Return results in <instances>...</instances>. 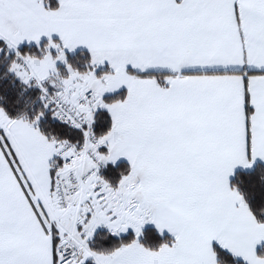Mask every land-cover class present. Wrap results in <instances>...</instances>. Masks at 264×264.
<instances>
[{
  "label": "snow or ice",
  "instance_id": "snow-or-ice-1",
  "mask_svg": "<svg viewBox=\"0 0 264 264\" xmlns=\"http://www.w3.org/2000/svg\"><path fill=\"white\" fill-rule=\"evenodd\" d=\"M0 264H264V0H0Z\"/></svg>",
  "mask_w": 264,
  "mask_h": 264
}]
</instances>
